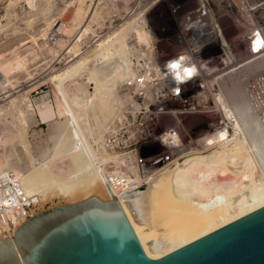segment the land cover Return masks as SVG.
I'll use <instances>...</instances> for the list:
<instances>
[{
  "label": "rangeland",
  "instance_id": "obj_1",
  "mask_svg": "<svg viewBox=\"0 0 264 264\" xmlns=\"http://www.w3.org/2000/svg\"><path fill=\"white\" fill-rule=\"evenodd\" d=\"M158 1L0 0V172L19 174L40 211L97 195L94 184L104 189L86 173L90 138L119 127L157 136L172 120L159 114L156 123H149L146 109L160 108L158 97H169L167 90L160 94L161 67L178 32L174 16L155 6ZM182 6L190 8V1ZM238 81L237 72L222 91L232 98L230 106L251 112L248 97L253 95H246ZM47 111L52 116L44 120ZM181 120L190 128L208 118ZM252 129L258 134L250 135L245 146L250 149L253 138L254 152L264 148V131ZM234 165H227L224 174L215 172L213 180L232 183L233 191L240 188L236 194L252 181L264 186L250 168Z\"/></svg>",
  "mask_w": 264,
  "mask_h": 264
},
{
  "label": "water",
  "instance_id": "obj_2",
  "mask_svg": "<svg viewBox=\"0 0 264 264\" xmlns=\"http://www.w3.org/2000/svg\"><path fill=\"white\" fill-rule=\"evenodd\" d=\"M216 192L199 156L115 199L37 212L0 239V264H264V188Z\"/></svg>",
  "mask_w": 264,
  "mask_h": 264
},
{
  "label": "built area",
  "instance_id": "obj_3",
  "mask_svg": "<svg viewBox=\"0 0 264 264\" xmlns=\"http://www.w3.org/2000/svg\"><path fill=\"white\" fill-rule=\"evenodd\" d=\"M184 1L160 3L178 25L164 57L176 58L180 66H191L193 72L174 86L167 83L168 77L161 76L160 94L167 90L169 97H158L160 108H146L149 123H156L159 114L174 116L175 122L157 136L150 137L146 132L137 135L119 127L90 138L93 164L109 192L117 197L146 185V177L158 169L178 166L217 148L214 142L205 140L209 135L222 134L221 141L229 152L236 146L228 136L232 129L229 119L235 114L222 96V86L238 71L243 75L249 62L264 58V0H189L187 9L182 6ZM161 47L166 50L165 44ZM188 116L208 120L196 121L187 128L181 117ZM154 137L159 141L154 142ZM234 157L232 163L238 168H250L256 180H264V169L258 163L251 159V165H247L242 155ZM28 197L19 174L0 172V233L9 231L22 217L27 219L40 211L34 202H27Z\"/></svg>",
  "mask_w": 264,
  "mask_h": 264
},
{
  "label": "bare ground",
  "instance_id": "obj_4",
  "mask_svg": "<svg viewBox=\"0 0 264 264\" xmlns=\"http://www.w3.org/2000/svg\"><path fill=\"white\" fill-rule=\"evenodd\" d=\"M163 1L159 0L158 4H156L155 6H159L160 3L163 2ZM165 59H167V60L165 61ZM163 61H164L163 63H165V64H163V67H161V71L163 72L165 77H168V81H169V83L172 86H174L176 84V82L180 83V82L185 81L186 78L191 76V74L193 72V68L191 66H187V65L180 66L181 64L177 61L176 58L166 57V58H164ZM171 69H174V70H172V73H171V76H170L169 75V70H171ZM242 73H243V75H239L238 74L239 75V80H240V81H238L239 82L238 86L246 93V95H249V94L253 95L252 97L246 96V97H248V100L251 102V108H250L251 112H248L245 109L244 106L241 107L240 105H237V106H235V108L230 106L231 105V101H229V100H231L232 98L230 99L227 96V92H225V91L223 92L222 91V95H223V93H225L224 94L225 100H227V103H228L230 109H232V112L235 114V118H232V120H231V118L229 119L230 121H232V129L229 130L228 136L230 137V140L233 139L235 141L236 146H234L233 147L234 149H232L229 152L224 147L223 142L221 141L222 138H224V136L222 134L209 135V136L205 137V140H209V141L211 140L210 142H214L215 146H218V147L214 148V149H211L210 152H208V153L203 152V153H199L197 155V157H199V156H205L206 157V160H207V163H208L212 178H214L213 175L217 171L222 173V174L227 172L228 168L226 169V166L227 165L228 166L229 165L233 166L234 164L232 163V160H235L236 157H234V156H237V155H242V157H245V159H247V160L249 158L248 156H251L252 159L255 162H257L259 165L261 164L260 166H264V148L263 149L259 148V149L255 150V151H257L256 153H255V151L253 152V148L254 149L256 148V147H254V144H252L253 143L252 141H255V140H253V138H251L250 143H247V144H250V147H249L250 149H248L247 146H245V141L248 140L250 135L254 136V135L258 134L257 131H254L252 129V125H254L255 129H257V130L263 129V131H264V89L262 90V88H264V58L255 59V60H252L251 62H249ZM243 76H244V78H242ZM227 85L228 84H226L224 86V88L222 86V90H224L227 87ZM238 110H240V111H238ZM51 111L50 112L47 111V113H43L42 114V118L44 120L50 119V117L52 116L51 115V113H52ZM168 116H170V115H168ZM173 117H171L172 120H173ZM171 118L169 120L167 119V123L171 120ZM172 120L170 121V123H172ZM168 127L166 126V128H168ZM223 133H225V132H223ZM239 135H241L243 138L239 137ZM75 136H77L75 138H78L79 135H75ZM165 136L167 137L166 134H165ZM79 138H81V137H79ZM254 139H256V138H254ZM80 141H84V139L80 140ZM153 141L157 142V141H159V138H155L154 137ZM168 142H170V141H168ZM257 142L258 141H256V143ZM74 144H75V146L77 145L79 147V145H78L79 143H78L77 139L75 140ZM259 144L255 145V146H258ZM258 150H260V151H258ZM248 151H249L250 155L248 154ZM91 154H92V149H91V153H90V158L88 156V163L86 165L87 176H88V178L92 179L94 181V183L97 182V181H101L102 184L105 185L104 189L103 188L99 189V188H97L96 184H94V186L96 187L95 190L97 191L96 192L97 195H93V196L99 197L100 199H102L104 201H108V200L111 199L110 197L113 194H110V192H109V190L107 188V184H105V182L103 180V177L101 176L99 170L93 164V159H92ZM230 156H231V158H229ZM194 158H196V157H194ZM232 158H234V159H232ZM188 160H190V159H188ZM188 160H186V161H188ZM249 161H247L246 164H248ZM250 163H251V161H250ZM174 167H176V166H172V167H169V168L163 167L162 169H158L155 172L151 173L152 174L151 176H147L146 177V184H148L149 182H151L152 180H154L158 176L162 175L163 173L169 171L170 169H172ZM1 171H3V170H1ZM247 173H249V172L246 171L245 174H247ZM227 174H230V173H227ZM241 174H243V173H241ZM247 176H250V175H246V177ZM251 176L252 177H250V178H253V175H251ZM261 181H263V180H261ZM252 182L253 183L250 182L248 184V185H250V187L248 186V188H250V189H248L247 187L245 189H248L249 191H254V190H258V189H263L264 188V186L262 185V182H261V185H262L261 187H260L259 184H258L259 185V187H258L254 183V181H252ZM22 184H23V181H22ZM214 184H215L217 192L212 196V198H222V197L231 196V195H234V194L240 192L239 191L240 188H238L239 190L237 189L238 192L233 191L236 187L234 188V185H232V183L230 184V182H224V180H222V182L221 181L220 182H218V181L215 182L214 181ZM263 184H264V182H263ZM245 189H243V191ZM134 191H136V190H134ZM243 191L241 190L242 193H244ZM246 192H248V191H246ZM27 196H29L28 198H26V199H28L27 202H34L36 205H38L40 207V202L37 200V198L32 197L26 191V197ZM115 198L116 197H114L113 199H115ZM27 219L25 217H22L21 220L19 222L15 223L14 227H12L9 231L0 233V239L1 238H8Z\"/></svg>",
  "mask_w": 264,
  "mask_h": 264
}]
</instances>
